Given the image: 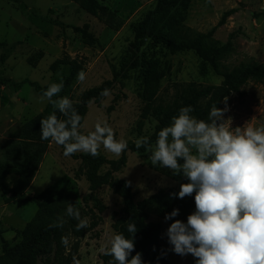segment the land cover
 Wrapping results in <instances>:
<instances>
[{
    "label": "rangeland",
    "instance_id": "obj_1",
    "mask_svg": "<svg viewBox=\"0 0 264 264\" xmlns=\"http://www.w3.org/2000/svg\"><path fill=\"white\" fill-rule=\"evenodd\" d=\"M156 1L97 0L102 10L95 17L81 7L79 0H0V146L10 139H41L36 121L48 101L41 102L40 97L51 83H63L53 100L64 96L76 100L86 89L112 81L109 95L88 104L80 131L87 134L98 120L107 121L116 138L125 139L128 147L138 138H150L160 118L182 103L191 89H220L223 77L194 51L172 53L158 40L146 38L137 51L139 66L126 70L132 59L129 44L134 38L133 26L154 10ZM230 9L235 12L218 25L222 14ZM213 27L216 29L207 44L229 43L220 59L221 70L264 65V0H189L186 6L166 11L158 33L160 39L178 40L207 33ZM81 29L91 34V41ZM64 57L74 64L52 67ZM80 71L85 73L82 81L77 78ZM24 80L33 85L26 82L18 86ZM224 97L228 108L224 116L231 118L233 128L264 125V80L250 79L238 91L221 88L211 106L225 108ZM208 100L201 103L205 105ZM125 155V164L112 177L131 187L135 202L160 189L179 190L180 184L188 182L166 167L153 166L148 151L128 149ZM120 156L101 146L99 155L93 157L97 158L95 163L65 157L63 147L48 140L38 170L23 195L5 204L0 191V229L9 246L19 244L20 232L38 210H51L66 223L43 233L35 264H74L73 257L80 264H104L100 249L116 233V224L126 217V211L122 198L107 183L99 180L91 190L88 176L92 172L105 174L107 161ZM15 179L10 175L5 182L11 186ZM51 185L61 190L51 201L38 204L28 200ZM189 197L193 199V195ZM64 201L73 203L81 218L89 219L88 228L76 231L78 221L66 217ZM194 210L193 199L187 211ZM166 214L153 212L149 221L160 228L159 243L165 247L168 263L195 264L191 254L180 256L171 251L165 233L172 220L166 221ZM62 236L69 240L67 247L61 243ZM2 253L0 240V256Z\"/></svg>",
    "mask_w": 264,
    "mask_h": 264
},
{
    "label": "clouds",
    "instance_id": "obj_2",
    "mask_svg": "<svg viewBox=\"0 0 264 264\" xmlns=\"http://www.w3.org/2000/svg\"><path fill=\"white\" fill-rule=\"evenodd\" d=\"M77 78L84 80L85 73L80 71ZM62 88L63 83H51L40 97L65 117L59 119L54 112L40 119L42 140L62 146L65 157L78 152L95 157L101 146L117 157L127 150L128 142L117 139L107 121L98 120L93 131L83 134L82 117L73 102L66 96L53 100ZM101 95H109L108 89ZM223 102L225 108L211 106L207 120L191 115V106L181 107L157 132L154 145L141 137L135 147L146 146L153 166L166 167L188 180L170 196L193 195L195 210L186 222L173 219L179 209L164 217L172 220L165 233L172 252L191 254L195 264H264V125L233 128L231 118L224 116L227 97ZM64 203L65 215L78 221L76 231L88 228L89 219L81 218L73 203ZM64 223L58 216L49 227L62 228ZM127 231L135 234L136 224L128 223ZM61 243L67 247L68 238L62 236ZM134 250V240L123 233H114L100 249L112 258L109 264H144L140 252L132 255Z\"/></svg>",
    "mask_w": 264,
    "mask_h": 264
},
{
    "label": "trees",
    "instance_id": "obj_3",
    "mask_svg": "<svg viewBox=\"0 0 264 264\" xmlns=\"http://www.w3.org/2000/svg\"><path fill=\"white\" fill-rule=\"evenodd\" d=\"M18 2V0H11ZM81 7L91 15L98 17L101 5L97 0H79ZM189 0H157L154 10L148 11L144 17L137 24L133 26L134 38L129 44V52H131L132 59L126 64V70L137 68L139 66L140 59L137 55V51L140 49L146 38L151 40H158L169 46L172 53L194 51L195 54L202 60L203 63L208 64L216 74L223 77V86L230 90L238 91L242 84H245L248 80H264V65L251 64L233 71H223L220 68V59L228 51L229 43H225L220 46H210L207 44V39H210L216 27H213L207 33H198L192 38H181L178 40L172 39H160L159 29L160 23L166 17V11L178 6H186ZM235 12V9H230L222 14V17L218 23L221 25L225 22L226 18ZM52 21L50 19H47ZM77 30H80L77 28ZM83 36L90 41L92 40L91 34L81 29ZM74 64L73 61L64 57L53 63V68L58 64ZM29 82L27 80L22 81L18 86L23 83ZM31 85L33 83L29 82ZM112 81L105 80L99 86L92 87L83 91L78 99H71L73 107L78 114L82 117L83 121L88 104L93 100H101L104 95H101L104 89L110 90ZM38 89L40 87L36 85ZM221 88H224V87ZM220 88V89H221ZM219 88L216 87H201L191 89L187 98L182 103L176 105L175 109L166 112L159 120L156 126L154 134L149 138V142L155 143L157 132L167 126L170 123V118L178 114V110L184 106H191L192 114L197 119L207 120L208 112L211 108V103L218 95ZM44 91L43 89H41ZM208 103L203 105L202 100L207 99ZM57 115L59 119H65V117L54 108L53 104L47 102L43 112L37 117V128L40 130V119L46 118L53 114ZM48 140L34 139V140H16L10 139L0 146V191L3 196L5 204L16 202L24 193L32 181L39 164L45 153ZM144 152L146 146L137 149L134 144L130 145L127 150ZM125 150L118 160H108L109 169L103 175H97L92 172L88 178L90 181V189L93 190L99 180L102 183H107L121 198L125 207L126 217L121 219L116 224V233H123L126 238L134 240L136 252L141 253V258L144 264H169L166 256L165 247L159 243L160 228L157 224L149 221L151 213H162L165 211L167 214L171 213L173 209H179V214L173 219H178L186 222L187 216L190 214L187 208L192 205V197L185 196L183 199L170 196V193H178L179 190L175 188H169L167 190L160 189L157 192L151 194L147 198L135 202L131 187L127 183L117 181L112 177V173L120 170V168L126 162ZM72 158H82L84 161H95L97 158L93 156L81 153L74 154ZM100 161V159H98ZM16 176L12 185L9 186L5 179L10 176ZM61 190L55 185H51L42 190L37 196L28 198L31 202L41 204V202H49L53 199L56 193ZM170 206V207H169ZM102 209V207H101ZM68 217V216H66ZM70 220H73L69 217ZM57 219V215L51 211H37L35 216L26 224L25 228L20 232L22 240L16 246H9L7 241L2 236L3 230L0 229V240L3 246V253L0 256V264H35L39 251L41 250L39 245L42 240L43 233L51 229L49 227ZM135 223L137 231L135 234H130L127 231V224ZM112 258L110 256L103 255V263L109 264Z\"/></svg>",
    "mask_w": 264,
    "mask_h": 264
}]
</instances>
